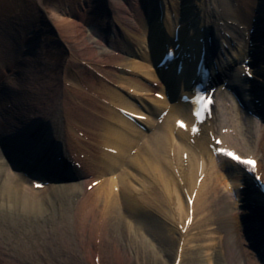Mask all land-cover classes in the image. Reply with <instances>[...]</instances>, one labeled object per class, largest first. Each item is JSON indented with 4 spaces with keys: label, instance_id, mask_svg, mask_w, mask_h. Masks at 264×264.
Masks as SVG:
<instances>
[{
    "label": "bare ground",
    "instance_id": "obj_1",
    "mask_svg": "<svg viewBox=\"0 0 264 264\" xmlns=\"http://www.w3.org/2000/svg\"><path fill=\"white\" fill-rule=\"evenodd\" d=\"M193 54L216 88L202 122L183 98ZM153 239L171 264L188 249L264 264V0H66L1 20L0 264L151 263Z\"/></svg>",
    "mask_w": 264,
    "mask_h": 264
},
{
    "label": "rangeland",
    "instance_id": "obj_2",
    "mask_svg": "<svg viewBox=\"0 0 264 264\" xmlns=\"http://www.w3.org/2000/svg\"><path fill=\"white\" fill-rule=\"evenodd\" d=\"M64 1H66V0H0V22H1V20H4V19H11V18L16 19V18H19L20 16H22L24 18H28V19L33 18L35 20H39L40 18L44 17L47 20L48 16H50V14H51V8L56 6L57 4L61 5ZM174 1H175V4H179V0H174ZM36 18H38V19H36ZM49 19L51 20V17ZM89 20H92V19L89 18ZM87 22H88V20H87ZM40 26H42V28L45 29V26H43V25H40ZM59 28L65 34L64 35L65 38L71 37V41H73L72 38L73 37L75 38V36L73 35L74 34L73 32H70V33L65 32L64 26L62 28L61 27H59ZM41 34L43 35V37L45 36L43 34V32ZM60 52H61V50L59 48H56V47H48L47 48V55H48L47 60L49 62H48V66H45L46 67L45 69L48 70L50 73L51 72L55 73L57 68L63 62V54ZM97 54H99V53H97ZM84 57L87 58L88 56L84 55ZM83 61H86V60H83ZM68 73H67L66 77H68L72 80H75L74 74H72V72H70V71ZM230 140H232V139H230ZM60 183H58V184H60ZM26 184L31 185V182L26 181ZM64 206H67V203H65ZM56 207L57 208L59 207L58 203H56ZM166 226L168 227V224H166ZM37 235H38L37 236V238H38L39 233H37ZM153 241L154 242H152V243L156 247L154 248V251H152L151 254L154 255L155 260H151V263H150V259L147 256L145 258L147 262L143 263L142 260L138 261L137 259H134L133 257H131L128 261H125L124 264H139V263L140 264H171V262L173 260V256H174L173 255L174 245L171 246L168 243H165V245H164L165 247L163 250V247L161 246L160 243H158L156 241V239H153ZM97 242H100V240H97ZM105 242L108 246H110V244L114 243L113 240L111 239L110 234H109V236H107ZM171 243H174V242H171ZM60 246L61 245H59L58 247H60ZM169 248L171 249L170 252H169ZM192 250L195 251L194 249H192ZM192 250L188 249L186 251L185 258L184 257L182 258V259H184V264H189L190 261L192 260L193 256L190 253ZM97 258L99 259V257H97ZM197 259H198V256L194 260L197 262ZM72 261H74V260H72Z\"/></svg>",
    "mask_w": 264,
    "mask_h": 264
},
{
    "label": "snow or ice",
    "instance_id": "obj_3",
    "mask_svg": "<svg viewBox=\"0 0 264 264\" xmlns=\"http://www.w3.org/2000/svg\"><path fill=\"white\" fill-rule=\"evenodd\" d=\"M228 155H229V156H232L234 159L239 160V157H236V156H235L234 154H232V153H228ZM244 162L247 163V164H250V165H254V162L251 161V160L244 161Z\"/></svg>",
    "mask_w": 264,
    "mask_h": 264
}]
</instances>
